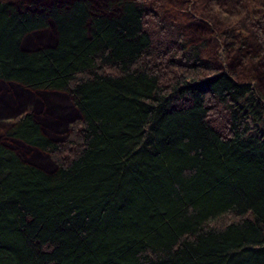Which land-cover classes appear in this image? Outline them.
<instances>
[{
    "label": "trees",
    "instance_id": "obj_1",
    "mask_svg": "<svg viewBox=\"0 0 264 264\" xmlns=\"http://www.w3.org/2000/svg\"><path fill=\"white\" fill-rule=\"evenodd\" d=\"M167 1L0 0V101L78 117L1 129L0 264H264L263 0Z\"/></svg>",
    "mask_w": 264,
    "mask_h": 264
},
{
    "label": "rangeland",
    "instance_id": "obj_2",
    "mask_svg": "<svg viewBox=\"0 0 264 264\" xmlns=\"http://www.w3.org/2000/svg\"><path fill=\"white\" fill-rule=\"evenodd\" d=\"M170 3H174L178 5V10L180 12H183L184 10L189 11V14H194L193 8L189 4V1L187 0H169ZM166 3H168L167 0H165ZM161 5H165L163 2H159ZM264 5V0L262 1ZM169 4V3H168ZM172 6V5H171ZM169 5V11H174L175 9L172 6ZM177 10V9H176ZM191 14V15H192ZM193 16V15H192ZM189 20V24H192V30L194 31V35H198V29H205V25L198 24L200 19H194L192 17H187ZM47 35L52 34V31L47 30ZM197 37V36H195ZM4 90L7 92V97L2 102L0 101V131L3 127H5L7 124L10 123V121L13 119V117H17L21 112L24 111L29 106H34L33 108L36 109V112L38 116L41 118V124L44 128V131L46 134L51 136L52 138L56 140L63 139L67 136L69 132V128L72 124L77 122V112L76 110L71 106V103L68 99L59 96V94L54 93H45L44 96V103L41 106H38V97L42 98L40 94H30L31 96L28 99H20V92H14L12 86H4ZM2 93V89H0V94ZM48 103H53L55 106L53 107V110L49 111L47 110ZM3 107V108H2ZM1 108L3 112L1 111ZM6 108V109H5ZM60 117H62L60 119ZM59 118V119H58ZM16 147V145H14ZM38 156V157H37ZM35 160H37V163H40L44 166L51 167V162L49 163L47 161V158L44 159L43 157L40 158V156L37 154L33 157Z\"/></svg>",
    "mask_w": 264,
    "mask_h": 264
}]
</instances>
